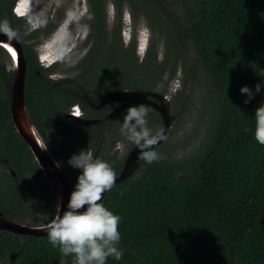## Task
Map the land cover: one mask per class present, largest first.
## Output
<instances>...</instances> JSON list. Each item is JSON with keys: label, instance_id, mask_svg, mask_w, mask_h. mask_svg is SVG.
<instances>
[{"label": "trees", "instance_id": "16d2710c", "mask_svg": "<svg viewBox=\"0 0 264 264\" xmlns=\"http://www.w3.org/2000/svg\"><path fill=\"white\" fill-rule=\"evenodd\" d=\"M89 1L92 46L79 76L50 78L55 68H43L32 47L24 45L28 114L69 178L71 193L81 175L69 164L74 155L88 149L120 174L125 158L119 156L117 142H126L131 151L136 147L120 133L127 110L106 118L115 105L98 110L88 100L96 103L105 89L157 92L169 64L158 60L153 43L139 63L136 43L125 47L121 35L120 41L115 37L108 42L104 0ZM183 1L185 9L178 14L165 7L163 0H115L119 19L126 2L133 8L134 19L137 8L151 30L155 22L175 53L172 74L182 61L183 89L173 100V113L170 105L172 126L188 104V81L194 84L203 79L210 114L201 143L189 155L163 157L164 140L153 149L160 156L158 161L148 164L139 159L135 172L106 192L101 202L121 217L119 248L124 251L120 260L109 257L106 264H264V146L254 135L255 111L264 105V0ZM14 21L12 16L11 28L24 37ZM51 29L47 25L25 38L44 37ZM189 45L196 55L193 65L186 60ZM83 49L78 46L64 61ZM3 59L0 49V158L15 175L1 177L0 213L19 223L35 220V226H43L48 223L39 216L44 205L34 202V197H44L53 216L58 202L14 127L10 101L15 71ZM257 84L261 85L258 94ZM244 87L254 93L248 104L244 103L248 96L241 93ZM75 105L85 118L98 122L84 127L67 117ZM147 107L148 126L155 132L163 127V118ZM10 253L18 254L13 263ZM61 259L48 235L0 232V264H61ZM64 259L72 264L71 256Z\"/></svg>", "mask_w": 264, "mask_h": 264}, {"label": "rangeland", "instance_id": "374dc122", "mask_svg": "<svg viewBox=\"0 0 264 264\" xmlns=\"http://www.w3.org/2000/svg\"><path fill=\"white\" fill-rule=\"evenodd\" d=\"M163 2L164 6L173 13L181 14L185 9L183 0H163ZM104 3L107 13L106 32L108 42L117 37L119 41L122 39L125 47L136 43V54L139 58V63L142 62L148 48L153 43L154 46H152L154 47L155 53H157L158 60L160 62L166 60L169 63L163 79L159 83L157 92L162 94L160 91H166L163 96H167L171 105V113H173L175 111L172 109L173 100L183 89L182 61H178L176 73L172 74L173 64H175V53L168 43L167 38L160 36L155 22H153V31L145 15L140 13L137 8H135L137 14L134 19L132 15L133 8L126 2L123 4L120 20L116 14L117 6L115 0H105ZM26 5L31 14L35 16L34 23H36L34 25L30 23L28 17L20 21L26 27V35H31L33 30L41 27L42 24H52V32L41 40L37 48L39 55H43L42 58L47 56L49 62H55L56 60L62 59L75 46L84 43L87 36L88 21L91 17L89 0H35L31 1V3L29 0ZM53 34L59 35V38H53ZM119 35H121V39ZM87 49L88 47L85 46L70 62L57 64L53 71V77L79 76L85 68L83 59L87 53ZM187 56V62L193 65L196 55L190 45L188 46ZM7 58L5 60L7 67L13 68L14 64H11V60ZM108 91L110 90L105 89L104 93ZM206 92L202 78L194 84L188 81L185 90V95L188 97V104L178 122L173 124L167 135V139L164 141L163 157L182 159L189 155L201 143L204 137L206 122L210 114V106ZM116 150H118L119 156L125 159L131 152L127 143L124 141L117 142ZM41 199H44V197ZM38 202L43 204L46 203V200H39ZM42 207L43 211L40 212L39 216L49 222L55 216L52 214L53 208L48 203ZM25 222H29L33 226L36 224L34 220ZM37 225L40 224L37 223Z\"/></svg>", "mask_w": 264, "mask_h": 264}, {"label": "clouds", "instance_id": "9594fccd", "mask_svg": "<svg viewBox=\"0 0 264 264\" xmlns=\"http://www.w3.org/2000/svg\"><path fill=\"white\" fill-rule=\"evenodd\" d=\"M0 32L15 38L17 33L9 22L0 23ZM261 85H256V94ZM250 103L254 93L248 87L241 89ZM149 108L146 105L133 106L123 114L120 133L140 149L139 159L152 164L160 159L154 146L166 140L164 129L155 132L148 126ZM255 139L264 146V105L255 111ZM46 150V149H44ZM69 164L81 171L75 190L71 193L67 210L61 215L58 206L56 214L44 226L48 241L61 253V264L69 256L72 264H106L109 257L120 260L124 251L119 248L121 217L108 210L101 202L103 194L112 190L117 178L113 167L102 159L94 158L90 150L74 155ZM59 166V165H58Z\"/></svg>", "mask_w": 264, "mask_h": 264}, {"label": "water", "instance_id": "95a60500", "mask_svg": "<svg viewBox=\"0 0 264 264\" xmlns=\"http://www.w3.org/2000/svg\"><path fill=\"white\" fill-rule=\"evenodd\" d=\"M10 42L12 43L18 51V58L13 57L16 63V78L12 87V102H11V114L16 125L18 132L27 141L29 147L31 148L37 162L44 171L45 175L50 180L51 184L55 188L58 196V206L61 209V215L67 210V205L71 197V186L70 181L64 174L58 163L52 156L45 141L35 129L34 125L31 124L28 110L25 101V78H26V62L23 56V52L19 41L16 38H10L8 35L0 32V43ZM11 52V51H10ZM12 54V53H11ZM13 56V55H12ZM124 102L122 106L116 109L110 117L117 116L121 112L127 110L133 106L147 105L156 109L163 118V127L165 130V135L170 132L173 118L170 113V103L167 96H163L157 92H142V91H131V90H114L106 94L101 95L99 98V104L97 107H103L109 102ZM74 121L83 124L85 126H90L97 123L95 120H83L79 116L74 114L69 115ZM28 124L30 130L34 133L31 135L26 125ZM163 141H160V145ZM154 146V149L158 146ZM46 149V150H44ZM140 149L136 146L127 156L124 168L120 174H116L117 178L115 184L122 183L126 181L137 169L139 161ZM56 181L62 183V191L59 190ZM106 193L103 194L102 200ZM45 226V225H44ZM44 226H28L20 224L5 218L0 213V230L9 231L20 235H31V236H44L48 235ZM18 254L12 253L10 262L13 263Z\"/></svg>", "mask_w": 264, "mask_h": 264}, {"label": "flooded vegetation", "instance_id": "af4514ba", "mask_svg": "<svg viewBox=\"0 0 264 264\" xmlns=\"http://www.w3.org/2000/svg\"><path fill=\"white\" fill-rule=\"evenodd\" d=\"M28 1L29 0H26V3H25V5H24V14L23 15H19L18 13H17V11H16V9H17V7H19L20 6V4H21V0H0V23H2L4 20H7L8 22H9V24H10V22H11V19H12V16H14L15 17V23H14V28L16 29V30H18V31H20L22 34H23V36L24 37H18V36H16L15 38L19 41V43H20V46H21V49H22V52H23V56H24V45H30L31 47H32V49H33V51L35 52V54H36V57H37V60H38V62H39V64L43 67V68H45V69H49V68H55V66L57 65V64H59V63H68V62H70L71 60H73L74 59V57H76V56H74L72 59H70L68 62H65L64 60L66 59V57L68 56V55H70L71 53H73L74 52V50L78 47V46H82V47H85V46H87L88 47V49H87V52H88V50L90 49V47L92 46V41L89 39V34H90V29H89V26L87 27V36H86V38H85V41H84V43L82 44V45H77V46H75L73 49H71L66 55H64L63 56V58L62 59H60V60H56L55 62H49V60L47 59V60H45L44 58H42L43 57V55L41 56V55H39V52H38V46H39V44H40V42H41V40L44 38V37H46V36H48L51 32H52V29H51V31H50V33L49 34H47L46 36H44V37H41V38H25L26 36H29V35H26V27H24L22 24L23 23H21L20 21H22L23 19H26L27 17H28V21L30 22V23H32L33 25L34 24H36V23H34L35 22V16H33L32 14H31V12L27 9V3H28ZM31 1H35V0H30V3H31ZM90 2V1H89ZM104 2H105V0H104ZM33 3V2H32ZM105 9H106V7H105ZM90 12H91V5H90ZM93 17V15H92V12H91V17L89 18V21L88 22H90V19ZM36 18H37V16H36ZM47 25H52V24H49V23H47V24H42L41 25V27H37V28H35L34 30H33V32L31 33V35H33L35 32H37V31H39V30H41V29H43L45 26H47ZM53 38H56V39H58L59 38V35L57 36L56 34H53ZM108 40V39H107ZM29 41V42H28ZM8 43H10V42H8ZM11 44V43H10ZM0 49H1V54H2V56H3V61L6 63V65H7V62L5 61L6 60V58L8 57L10 60H11V64H14L13 66V68H8L9 70H12V71H15V78H16V63L14 62V60H13V56H12V54H11V52L9 51V49H8V47H6L5 45H2V43H0ZM87 54V53H86ZM7 58V59H8ZM49 77L50 78H52V79H54V80H56V81H60V80H64V79H72V78H75V77H69V76H62V77H53V72L49 75ZM15 81V80H14ZM13 84H14V82H13ZM12 87H13V85H12ZM114 90H121V89H112V90H110V91H114ZM110 91H108V92H110ZM108 92H106V93H108ZM106 93H101V94H99V96H98V98L96 99V103H93L92 102V100H88V103H89V105L91 106V107H93V108H95V109H98V110H100V109H102V108H104L106 105H115V107H114V109L113 110H111V112L107 115V117L106 118H113V117H110V115L116 110V109H118L120 106H122L123 104H124V102H120V101H117V102H109V103H107L106 105H104L103 107H97V105L99 104V98L101 97V95H103V94H106ZM95 100V99H94ZM26 101V100H25ZM11 102H12V90H11V101H10V111H11ZM77 109L79 110V117L81 118V119H83V120H94V119H88V118H85V115H84V113H83V111H81V109H80V107H79V105H75V106H73V107H71V109L69 110V113L68 114H66V116L67 117H69V118H71L69 115L70 114H74V113H76V111H77ZM124 112V111H123ZM123 112H121L120 114H118V115H121ZM29 115V114H28ZM117 115V116H118ZM11 116H12V114H11ZM117 116H114V117H117ZM29 119H30V117H29ZM72 119V118H71ZM12 120H13V118H12ZM73 120V119H72ZM74 121V120H73ZM95 121H97V120H95ZM30 122H31V120H30ZM74 122H76V121H74ZM76 123H78V122H76ZM13 124H14V127H15V129H16V132L21 136V134L18 132V130H17V128H16V125H15V123H14V120H13ZM31 124L33 125V123L31 122ZM80 124V123H79ZM96 124V123H95ZM95 124H92V125H95ZM80 125H83V124H80ZM84 127H87V126H85V125H83ZM91 126V125H90ZM90 126H88V127H90ZM35 127V126H34ZM35 129H36V127H35ZM37 130V129H36ZM38 131V130H37ZM38 133L40 134V132L38 131ZM41 135V134H40ZM41 137L43 138V136L41 135ZM21 138L26 142V144L28 145V147H29V144L27 143V141L21 136ZM44 140V139H43ZM47 146V145H46ZM29 149L31 150V148L29 147ZM31 152H32V150H31ZM32 154H33V152H32ZM33 156H34V154H33ZM34 159H35V161L37 162V160H36V158H35V156H34ZM3 162H7L4 158H0V180H1V177L3 176V175H6V174H12L13 176L15 175V172L12 170V169H10L7 165H4V164H2ZM57 162V161H56ZM125 162H126V159H125ZM38 163V162H37ZM38 165H39V163H38ZM59 165V164H58ZM125 165V164H124ZM39 167H40V165H39ZM124 168V167H123ZM40 169L42 170V168L40 167ZM42 172L44 173V171L42 170ZM65 174V173H64ZM44 175H45V173H44ZM46 176V175H45ZM46 178H47V180H48V182H49V184H50V186H51V188L54 190V192H55V194H56V198H57V202H58V196H57V193H56V191H55V188L53 187V185L51 184V182H50V180L48 179V177L46 176ZM68 178V177H67ZM69 179V178H68ZM70 181V180H69ZM70 186H71V184H70ZM40 198V199H39ZM41 198H43L42 196H40V197H34V202H38L39 200H45V198L44 199H41ZM42 204V203H41ZM45 203H43V205H44ZM4 216V215H3ZM5 217V216H4ZM6 218V217H5ZM8 219V218H7ZM9 220H12V219H9ZM12 221H14V222H17V221H15V220H12ZM35 221V220H34ZM17 223H19V222H17ZM20 224H24V225H27L26 223H21L20 222ZM29 226V225H28ZM44 226V225H43ZM3 231H5V230H0V232H3ZM6 232H9V231H6ZM9 233H12V232H9ZM13 234H15V233H13ZM17 235H20V234H17ZM11 254L12 253H10L9 254V259H11Z\"/></svg>", "mask_w": 264, "mask_h": 264}, {"label": "bare ground", "instance_id": "6f19581e", "mask_svg": "<svg viewBox=\"0 0 264 264\" xmlns=\"http://www.w3.org/2000/svg\"><path fill=\"white\" fill-rule=\"evenodd\" d=\"M2 45H5L6 47H8V49H12L11 53L15 52V53H16L15 57L18 58V51H17V49L15 48V46H14L12 43L10 44V43H8V42H2ZM12 55H13V54H12ZM25 125H26V127L29 129V130H27V131H29V133H31V135H34V133L30 130L28 124L26 123V120H25ZM56 183L58 184L59 190L62 191V188H63L62 183H60V182H58V181H56Z\"/></svg>", "mask_w": 264, "mask_h": 264}, {"label": "snow or ice", "instance_id": "6c2138e0", "mask_svg": "<svg viewBox=\"0 0 264 264\" xmlns=\"http://www.w3.org/2000/svg\"><path fill=\"white\" fill-rule=\"evenodd\" d=\"M25 3H26V0H21V4H20V6L17 7L16 11H17V13H18L19 15H23V14H24V5H25ZM9 51H12V49H9ZM12 54H13V57L15 58L16 53L13 52ZM44 59L47 60L48 57L45 56ZM79 114H80V113H79V110L77 109V111H76V115L79 116Z\"/></svg>", "mask_w": 264, "mask_h": 264}]
</instances>
